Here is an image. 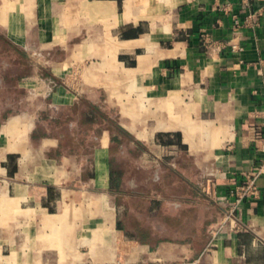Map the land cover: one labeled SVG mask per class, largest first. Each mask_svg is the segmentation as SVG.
Returning a JSON list of instances; mask_svg holds the SVG:
<instances>
[{
    "label": "crops",
    "instance_id": "crops-1",
    "mask_svg": "<svg viewBox=\"0 0 264 264\" xmlns=\"http://www.w3.org/2000/svg\"><path fill=\"white\" fill-rule=\"evenodd\" d=\"M260 7L0 0V264H264Z\"/></svg>",
    "mask_w": 264,
    "mask_h": 264
},
{
    "label": "built area",
    "instance_id": "built-area-1",
    "mask_svg": "<svg viewBox=\"0 0 264 264\" xmlns=\"http://www.w3.org/2000/svg\"><path fill=\"white\" fill-rule=\"evenodd\" d=\"M243 4L250 6L254 2H257L258 0H241ZM263 9L264 7H260L255 12L250 13L249 16H247L244 20V23L246 25H250L251 23L258 24L260 23L259 17L263 15ZM239 20H236V24H239ZM263 147H264V141H263ZM264 172V165L259 167L254 173H252L249 177L246 178V180L239 184L234 190L230 191V195L234 198V204L232 208L230 209L231 213L235 211V209L243 202V200L246 197H257L259 195V188L256 184V177Z\"/></svg>",
    "mask_w": 264,
    "mask_h": 264
}]
</instances>
